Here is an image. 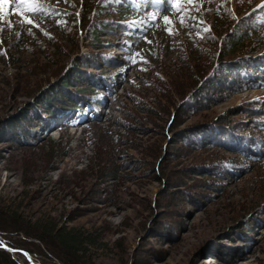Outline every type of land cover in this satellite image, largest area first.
Here are the masks:
<instances>
[{"label":"rangeland","instance_id":"374dc122","mask_svg":"<svg viewBox=\"0 0 264 264\" xmlns=\"http://www.w3.org/2000/svg\"><path fill=\"white\" fill-rule=\"evenodd\" d=\"M11 1L0 0V28L4 16L9 21L0 43V206L31 224L90 233L92 264H264V160L251 161L239 147L180 142L184 132L217 119L252 129L259 118L252 105L264 115V88L246 82L239 92L218 89L210 103L199 97V112L179 114L190 95L184 90L182 100L180 89L218 69L227 50L222 37L240 26L250 32L244 18L264 2L192 0L177 12L178 4L162 0L167 7L152 20L150 0L121 1L100 16L89 0H43L61 21L38 23L7 9ZM220 6L235 19L227 33L214 20ZM96 23H105V32L94 34ZM15 33L25 38L15 43ZM253 40L264 45V30L243 44ZM89 53L101 57L88 72L102 77H78L68 88L81 90L86 104L72 109L55 101L63 109L51 115L37 95ZM23 113L30 134H7L4 122ZM15 251L8 252L25 264Z\"/></svg>","mask_w":264,"mask_h":264},{"label":"trees","instance_id":"16d2710c","mask_svg":"<svg viewBox=\"0 0 264 264\" xmlns=\"http://www.w3.org/2000/svg\"><path fill=\"white\" fill-rule=\"evenodd\" d=\"M89 3L91 7L94 5L99 8L100 12L97 16H100L103 13L102 9L109 6L112 1L89 0ZM183 3L189 2L184 0L179 6ZM36 5V10L30 14V17L38 23L61 21V19H59L61 17L60 12L56 11V7L48 3V1L37 0ZM87 6L88 8L85 15H83V20H87L90 15V6L88 4ZM248 9L249 8L246 7L244 11H247ZM176 11L184 12L181 6L178 7ZM259 15L261 16V14ZM6 16L3 17L4 22L2 23V28H0V43L4 44L7 42V37H9H6L4 34V32L7 33L6 31L9 30V21ZM231 16V11L222 6L215 10L214 20L218 22V32H228V27L231 26L235 20ZM255 23L259 24L260 22ZM106 26L105 23H96L94 27L95 29L92 31L94 34L99 33V31L105 32ZM240 28H235V33H233V35L222 37V39H225L227 42V50L225 49L220 54L222 62L218 66V69L214 70V73H211L206 79L199 77L198 82L195 81L196 83H188L189 88L186 85L182 90L180 89V95L182 96L184 94L181 98L182 100L187 96L186 91L184 90L189 89L190 91L188 94L190 93V95L184 104L185 109L182 106L179 114L182 112L184 114L196 111L199 112L201 108H204L202 107L203 102L199 100V97H202L204 101L210 103L212 99H214V94L217 93L214 91L218 89L229 91L231 93L232 91L239 92L240 88L244 86V83L250 80V77L254 75V71L257 70L259 65H261L262 60L259 58L261 61L254 63L255 60L253 61V59L245 53L256 55L264 48V45L253 40L251 43L252 46H246L243 44V41H251L254 34L259 33L263 29L260 27H254L249 32L242 30V26H240ZM17 36L18 34H13V37L16 38ZM23 39H21L19 33V36L15 39V43L20 42ZM245 50L247 51L243 52ZM239 52L241 54L240 56H238ZM99 57H101V55H93L90 53L81 55L79 60L73 63L72 68L69 70L70 72L64 74L62 78L58 80L57 84L47 88L45 91H42V93L37 95L40 96L37 99V102H40V100L46 101L45 103L48 105H44V108L46 111H49L51 115H54L57 109H61L62 105H78L82 103L85 98L83 92L81 90L71 92L68 88L77 81L78 77H81V79L88 78L87 80L90 79L94 83L98 82L99 77L88 71H91L92 68H98L100 65V63H97ZM86 58L93 59V61L91 62ZM185 71L187 72V69H185ZM55 101L63 104L61 106H56L55 104L57 103H55ZM54 105L56 108H53ZM189 105H193V107H188ZM258 109L259 105H252V112L259 117L257 118L258 121L255 122V127L252 129L245 125L237 126L232 120L227 121L225 124H221L222 119H217L214 120V122H210L211 125L208 123L210 125L208 127H202L201 125L196 126V130H194L193 133L184 132L185 138L181 137L182 139H180V142L188 148L196 146L203 147L204 145L209 146L207 149L216 145L225 148L229 147L230 149H238L239 147L240 152L245 157L255 162H261L264 160V115L259 113L255 114ZM26 114L27 113H23L17 118H13L10 123L6 121L4 122L6 123L5 125L4 123L2 124L4 125L3 127L7 129V134L10 135L17 132L19 133L20 138L23 136L26 137V135L30 134V132L23 129V123L29 122L26 120L28 116H24ZM21 120L23 121L22 124ZM20 124L22 126H20ZM249 129H251V131L247 132ZM186 138L187 140L185 141ZM193 138H198V143L188 142V140ZM234 160L235 159H229L228 161L233 163ZM46 225L47 224L41 225V222L39 224H31L30 222L23 220V218H21L16 212H12L11 210L0 206V244H6L11 249L25 251L31 255L34 260H41V264H47L54 259L61 264H92L90 249L96 245V242L90 233H83L75 228H58ZM16 255L18 256L19 254ZM16 255L14 256L0 247V264H19L15 258ZM24 263L29 264L25 259Z\"/></svg>","mask_w":264,"mask_h":264},{"label":"snow or ice","instance_id":"6c2138e0","mask_svg":"<svg viewBox=\"0 0 264 264\" xmlns=\"http://www.w3.org/2000/svg\"><path fill=\"white\" fill-rule=\"evenodd\" d=\"M22 2L27 3L29 5V7H30L31 10H36L35 5L37 4V0H22ZM171 2L173 4H176L178 2V0H171ZM180 2H184V0H180ZM187 2L191 3L192 0H187ZM262 2H264V0H262ZM163 19L165 21H169L170 18L167 17V16H164Z\"/></svg>","mask_w":264,"mask_h":264},{"label":"water","instance_id":"95a60500","mask_svg":"<svg viewBox=\"0 0 264 264\" xmlns=\"http://www.w3.org/2000/svg\"><path fill=\"white\" fill-rule=\"evenodd\" d=\"M2 247L8 251H10L11 253H14L16 252L15 250L5 246V245H2ZM20 252V251H18ZM21 253L27 258V260L29 261L30 264H35V262H33V260L30 258V255L27 253V252H24V251H21Z\"/></svg>","mask_w":264,"mask_h":264},{"label":"bare ground","instance_id":"6f19581e","mask_svg":"<svg viewBox=\"0 0 264 264\" xmlns=\"http://www.w3.org/2000/svg\"><path fill=\"white\" fill-rule=\"evenodd\" d=\"M30 258L33 260L32 256L30 255Z\"/></svg>","mask_w":264,"mask_h":264}]
</instances>
